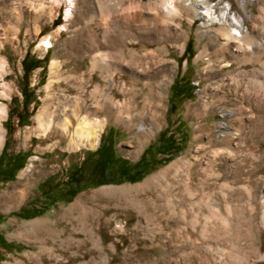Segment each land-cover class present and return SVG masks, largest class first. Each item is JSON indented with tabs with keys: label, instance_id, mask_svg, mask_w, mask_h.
<instances>
[{
	"label": "rangeland",
	"instance_id": "obj_1",
	"mask_svg": "<svg viewBox=\"0 0 264 264\" xmlns=\"http://www.w3.org/2000/svg\"><path fill=\"white\" fill-rule=\"evenodd\" d=\"M144 2L147 0H141V4L136 0H0V105L3 107L0 233L7 243H0V264H33L25 254L40 251L35 241L40 234L72 229L75 225L78 230L83 228L75 222L69 223L65 217L67 209L80 198L103 189L141 184L180 157L196 155L199 150L203 154L210 149L208 141L211 137L207 134L221 119L213 111L203 115L198 96V90L202 88L208 93L207 102L224 104L233 110L235 99H242L244 114L254 112L256 117L245 115L238 135H234V131L239 128V122L225 120L232 126V131L228 130L233 133L232 138L226 137L211 146L219 153L215 173L208 176L209 186L214 191L209 197L220 202L218 214L222 217L217 214L215 218L202 208L201 213L195 217L187 216L181 225L172 223V218H160L159 222L150 223L133 209L116 208V201L105 191L97 193V202L95 199L91 204L95 203L93 206L98 211L106 212V222L94 217L85 227L102 241L105 259L99 264H264V63L232 61L231 72L216 65L207 67L203 60H196L205 40L199 43L195 35L196 24L191 26L184 19L182 26L190 32L185 51L181 53L173 40L166 50L168 59L164 63L170 67L176 62V66L170 71L172 82L163 110L165 122L136 152L134 145L129 143L130 134L114 123L103 127L99 142L93 146L86 133L75 132L76 121L72 117H68L72 124L67 130L52 122L46 131L49 112L54 114L60 104L56 96L75 94L74 75H86L91 68L94 50L89 43L94 32L104 41L101 40L100 51L113 56L130 50L137 53L152 51V47L143 50L135 44H142L146 37H151L146 22L140 21L139 17V12L145 9ZM249 7L258 12L255 5ZM65 14H70L68 20L64 19ZM59 16L60 23L56 24ZM55 30L58 35L50 37L51 47L44 50L38 46ZM261 38L264 45V36ZM24 58L29 62L45 61L24 76ZM52 59L55 61L53 66L50 64ZM25 101L28 102L26 105ZM41 110H46L43 125L36 118ZM259 114L263 116L260 119ZM228 146H232L229 158L232 162L230 215L225 211L220 192L227 167L224 149ZM9 157H15L16 165H23L13 179L5 180L7 174L1 170ZM134 199L142 202L143 196L136 195ZM112 205L115 208L110 207ZM204 218L210 220L204 221ZM118 223L126 225L124 232L113 231ZM147 224L153 226L148 228ZM85 249L84 256L56 263L83 264L85 261L84 264H97L92 246L87 244ZM63 252L70 255L58 247L57 253ZM49 263L53 262L47 260L43 264Z\"/></svg>",
	"mask_w": 264,
	"mask_h": 264
},
{
	"label": "bare ground",
	"instance_id": "obj_2",
	"mask_svg": "<svg viewBox=\"0 0 264 264\" xmlns=\"http://www.w3.org/2000/svg\"><path fill=\"white\" fill-rule=\"evenodd\" d=\"M136 1L141 4V0ZM94 2L96 5V1ZM144 4L145 9L139 12V17L140 21L146 22L147 31H149L151 37H146V40L142 42V44L138 42L135 44L137 48H143V50L144 48L148 49V47H152V51H150V53H137L138 51L130 50L127 53L125 52V54L121 53V55L113 56L107 51H100V47L103 46L101 42L102 39H100L98 33L94 32L89 43L90 46L88 45L94 50L90 59L91 68L87 72V76L83 73L74 75L75 78L72 85L76 90L75 94L68 95L62 93L60 97L56 96L60 104L55 108L54 114H52L51 111L49 112L48 116L50 118L48 117L46 131L52 122H55L57 126H62L64 130H67V126L72 124L68 117H72L76 121L75 132L77 134L86 133L88 138H91L90 145L93 146L99 142L103 127L109 123H114L130 134L129 143L134 145V151L136 152L147 140L155 135V132L165 122L163 110L166 106L165 99L168 97L167 91L172 82L170 71L176 66V62L170 67L164 63L168 59L166 50L169 49V42L173 40L177 43L181 53L185 51L186 41L189 39L190 32L185 30L182 26V20L184 19L187 20L191 26L196 24L195 35L198 42L200 43L205 40L203 46L199 48L196 60H203L207 67L216 65L219 69L223 68L231 72L232 61L242 64L243 62H250L251 64L264 63V45L261 44L263 42L261 36H264V0H147ZM250 5H255L258 12H254V10L249 7ZM109 8H111V6ZM69 18L70 14H65L64 19L68 20ZM115 28L118 29V26ZM57 35L58 31H52L42 39L38 46L40 45L44 50H47L53 44L50 37L55 38ZM129 35H127V37ZM117 36L121 35L118 34ZM109 44L111 45V43ZM107 46L108 45H106V47ZM122 46H124V44ZM50 64L52 66L55 64L54 59L51 60ZM127 68H129V71ZM236 73L234 74L236 75ZM245 75L247 76V73ZM248 75H250V71ZM242 76L244 77V75ZM251 78L254 79L253 76H250V80ZM238 79H240L239 75ZM233 80L235 81V79ZM51 82L52 81L48 82V86ZM223 82L222 80V83ZM247 82L246 84H249V81ZM239 83L241 82L239 81ZM244 86L246 87V85ZM238 90L240 91V89ZM206 94L208 93L205 92V88L198 90L199 101L201 103L200 107H202L201 110L203 115L207 116L209 112L213 111L218 113L221 119L217 122L215 127H211V131L207 134L211 137V140L208 141L210 149L206 150L203 154H201L198 149L199 151L196 155H184L180 157L141 184L110 188L109 190L103 189L92 192L88 195L89 197L80 198L67 209L65 217L68 219L69 223L72 224L75 222L79 225H83V228L78 230L75 225L72 229H62L56 232L50 231L48 233L43 232L42 234H46L43 236L40 234L39 236L41 237L38 238L35 236L37 239L35 241L39 244L40 251L36 253L32 251L33 253L25 254L26 258L33 264H43L47 260L53 262L49 264H57V261H65V259L68 258H70V261H73L78 256H84L86 253L85 247L87 244H90L92 250L96 253L95 257H93L94 261L99 264L104 260L105 257L101 246V239L96 236V234L88 231L85 226L88 224L87 221L94 217L101 220V222H106V212H104V210L103 212L98 211V208L93 206L95 203L91 204V202L96 199L97 193L103 194L105 191L108 195H111L113 201H116L115 207L117 206L119 209L124 210H129L128 208H130V210L133 209L138 214L145 216L148 219L146 221L150 223L160 218H164V220L166 218L167 220L168 218H172V223L179 225L182 221L184 223L187 216H197L198 213H201L202 208H204L203 210H205L207 214L214 215L215 217L221 209L220 202L215 198L209 197L214 191L209 186L208 176L209 174L215 173L214 170L217 165L216 159L219 151L218 149L211 148V146L226 137L232 138L233 133L228 131H232V126L228 125L225 120L229 119L239 122V128H235L234 131V135H238L240 131H242L241 129L244 125V116L246 115L249 118H253L255 117V113L245 112L246 114H244V107L241 102L242 99L237 100L233 97L236 101V108L232 110L224 104L207 102L205 99ZM236 94L237 93H235V95ZM201 110L199 109V111ZM2 112L3 107L0 105V134L2 129ZM45 112L46 110L43 112L41 110L36 117L38 123L42 124ZM261 116L259 114V119ZM208 124H210V122H208ZM219 128H222V130L218 131ZM224 150L227 167L224 173L225 183L222 185L223 188L220 189V192L222 200L225 202V211L230 215L232 212V179L229 180V178H232V162L231 160L229 161V158L232 156V146H228ZM136 195L143 196L142 202H138L134 199ZM97 200L98 199H96V202ZM110 207L113 208L114 206L112 205ZM203 216L205 217L206 215ZM205 219L206 218H204V221ZM206 220L209 221L210 219ZM189 222L192 223L194 221ZM195 225L197 226V224ZM195 225H193V227ZM149 226L152 227L153 224L148 225V228ZM125 227L126 225L118 223L113 227V231L120 232L123 231ZM194 230L196 231V229ZM202 230L203 229L200 231ZM58 247L63 251L67 250L70 255H66V252L58 254Z\"/></svg>",
	"mask_w": 264,
	"mask_h": 264
},
{
	"label": "trees",
	"instance_id": "obj_3",
	"mask_svg": "<svg viewBox=\"0 0 264 264\" xmlns=\"http://www.w3.org/2000/svg\"><path fill=\"white\" fill-rule=\"evenodd\" d=\"M56 24L60 23V16L56 19ZM43 61H45V59H42ZM42 60H39V59H35L33 60L32 62H29L28 60H26V58H24L22 60V66H23V70H24V76L28 74L29 71L37 68L40 66L41 64V61ZM22 93H24V91L22 90ZM28 102L25 101V105L27 104ZM20 121H22V119H20ZM11 160L13 162H11ZM15 157H9L8 158V161L6 162V164L4 165V167L2 168L1 171H3L5 174H7V178H5V180H11L15 177V173L16 171L23 165L22 163H19L16 165L15 163ZM3 163V159H2V155L0 156V166L1 164ZM0 243H2L3 245H6V240L5 238L3 237V235L0 233Z\"/></svg>",
	"mask_w": 264,
	"mask_h": 264
}]
</instances>
